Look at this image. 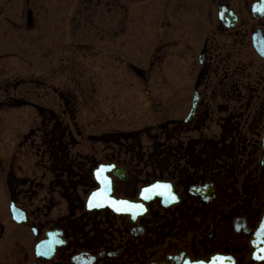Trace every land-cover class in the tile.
<instances>
[{
    "label": "flooded vegetation",
    "instance_id": "1",
    "mask_svg": "<svg viewBox=\"0 0 264 264\" xmlns=\"http://www.w3.org/2000/svg\"><path fill=\"white\" fill-rule=\"evenodd\" d=\"M235 1L219 5L218 18L226 7L237 19L233 26L220 21L219 85L214 84L219 55H211V42L205 41L179 117L132 132L91 136L92 142L117 147L104 163L73 153L80 144L69 124L54 122L59 114L6 96L11 89L1 87L0 110L35 105L42 120L39 146L48 164L45 174H32L41 169L38 162L26 168L31 174H16L15 160L28 153L17 152L8 167L0 148V264H75L81 254H88L92 264H264V57L255 46L264 47V10L253 13L264 0H237L241 11ZM7 99L14 104L6 106ZM28 136L20 149L28 145ZM144 137L153 144L145 147ZM101 164L124 171L108 174L113 196L142 204L143 215L88 210ZM153 185L171 187L159 189L161 198L140 199ZM55 231L61 245L51 258L38 256L37 246Z\"/></svg>",
    "mask_w": 264,
    "mask_h": 264
},
{
    "label": "rangeland",
    "instance_id": "2",
    "mask_svg": "<svg viewBox=\"0 0 264 264\" xmlns=\"http://www.w3.org/2000/svg\"><path fill=\"white\" fill-rule=\"evenodd\" d=\"M222 1L0 0V89L4 85L11 89L6 96L59 114L80 144L73 153L104 163L117 147L92 142L91 136L132 132L179 117L205 41L211 42L210 54L219 55L214 80L219 85ZM233 5L241 11L240 2ZM4 95L0 92V101ZM13 102L7 99L6 106ZM41 122L35 105L0 110V148L8 167L17 152L28 153L17 157L13 173L31 174L26 168L38 162L41 169L32 174H45ZM26 134L28 145L20 149ZM143 144L153 143L144 137Z\"/></svg>",
    "mask_w": 264,
    "mask_h": 264
},
{
    "label": "water",
    "instance_id": "3",
    "mask_svg": "<svg viewBox=\"0 0 264 264\" xmlns=\"http://www.w3.org/2000/svg\"><path fill=\"white\" fill-rule=\"evenodd\" d=\"M263 10H264V1L262 4L259 3L258 5H256L253 8V13H254V15H258ZM219 19L223 24H225L227 26H233L234 22L237 20L235 17V14L232 11H229L226 7L220 8ZM255 46H256L258 53L262 57H264L263 45H262V48L260 46H258L257 44ZM201 59H203V57H201ZM197 101H198V96L196 95L194 100H193V106H192V109L190 111V116L188 119H190V117L193 115V113L196 109V106H197ZM101 167L104 168L103 175L106 176L110 180V185H109L108 191L106 193H104L103 195L94 196L93 195L94 193H103L104 192V186L100 183V181L97 179V176H96L98 169H100ZM115 170H116V167L114 165H100L97 168V170L94 172L95 179L99 184V188L97 190L93 191L89 195L88 200H87L88 210H90V211H93V210H100V211L101 210H112L113 212L118 213L120 215H131V216H135V218L143 215L145 213L146 209L144 206H142V204H136V203L129 201L131 204L139 205V207L130 209L127 206L121 205L119 203V201H122V199H117L113 196V182H112V179L109 177L108 174H110L112 172H113V174H124L123 170H116V171ZM153 186L145 188V189H151V188H153ZM145 189L142 190L141 195H140V199H142L146 202L154 200L157 197L161 198L163 195V193L159 189H156L150 193H145L144 192ZM145 195H148L150 198L145 199L144 198ZM126 201H128V200H126ZM90 204H91V206H90ZM170 204H172V202H170ZM13 215H14V219L16 221H18L19 223H21V221L19 220V215H18L17 211L13 210ZM58 235H59V232H57V231L50 232L48 234V239L46 241L41 242L37 246L38 256L51 258L54 255L56 247L58 245H61L60 240L57 238ZM88 258H90L88 254H81L79 256H76L74 258L73 262L75 264H92V260H88Z\"/></svg>",
    "mask_w": 264,
    "mask_h": 264
},
{
    "label": "snow or ice",
    "instance_id": "4",
    "mask_svg": "<svg viewBox=\"0 0 264 264\" xmlns=\"http://www.w3.org/2000/svg\"><path fill=\"white\" fill-rule=\"evenodd\" d=\"M103 172H104V168L101 167L100 169H98L97 173H96V176H97V179L100 181V183L104 186V192L103 193H94L93 195L94 196H97V195H103L104 193H106L108 191V188H109V185H110V180L103 175ZM170 185H154L153 188L151 189H145L144 192L145 193H150L156 189H160V188H164V189H170ZM145 199H148L150 198L148 195H145L144 196ZM119 203L121 205H125L127 206L128 208H136V207H139V205H134V204H131L129 201H126V200H122V201H119ZM91 206V204H90ZM261 234H264V229H262L261 231ZM255 243V242H254ZM219 259V258H217ZM199 264H203V262H199Z\"/></svg>",
    "mask_w": 264,
    "mask_h": 264
},
{
    "label": "trees",
    "instance_id": "5",
    "mask_svg": "<svg viewBox=\"0 0 264 264\" xmlns=\"http://www.w3.org/2000/svg\"><path fill=\"white\" fill-rule=\"evenodd\" d=\"M57 117V120H54V122L58 123V122H62L60 119H59V116L58 115H54Z\"/></svg>",
    "mask_w": 264,
    "mask_h": 264
}]
</instances>
